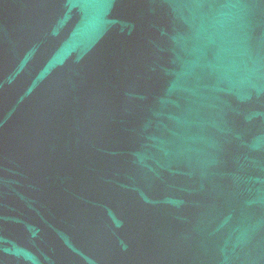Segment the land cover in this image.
<instances>
[{
	"label": "water",
	"instance_id": "obj_1",
	"mask_svg": "<svg viewBox=\"0 0 264 264\" xmlns=\"http://www.w3.org/2000/svg\"><path fill=\"white\" fill-rule=\"evenodd\" d=\"M0 264H264V0H0Z\"/></svg>",
	"mask_w": 264,
	"mask_h": 264
}]
</instances>
